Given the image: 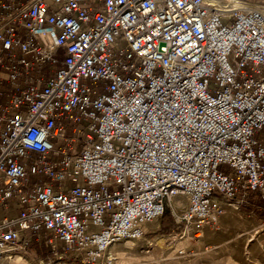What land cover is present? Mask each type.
Instances as JSON below:
<instances>
[{
    "label": "built area",
    "instance_id": "obj_1",
    "mask_svg": "<svg viewBox=\"0 0 264 264\" xmlns=\"http://www.w3.org/2000/svg\"><path fill=\"white\" fill-rule=\"evenodd\" d=\"M263 131L264 0H0V264L264 209Z\"/></svg>",
    "mask_w": 264,
    "mask_h": 264
},
{
    "label": "rangeland",
    "instance_id": "obj_2",
    "mask_svg": "<svg viewBox=\"0 0 264 264\" xmlns=\"http://www.w3.org/2000/svg\"><path fill=\"white\" fill-rule=\"evenodd\" d=\"M88 84L93 86L90 82ZM258 136L264 137V131ZM255 205L237 210L226 204V212L216 226L190 233L185 232L184 224L176 221L173 210L169 208L165 214L178 227L163 234V216L146 226L142 242H134V238L123 240L110 252L116 258L115 264H264V209L260 202ZM182 209L184 207L180 211ZM230 209H233L235 218L230 217ZM15 212V208H11L0 211V215L11 216ZM197 234H202L201 238H197ZM30 235L29 249L2 264H15L18 256L24 260L22 264H85L75 253L65 252L63 244H59V254L55 256L50 248L35 240L32 232ZM40 236L46 239L48 233L43 229ZM164 237L167 246L156 256V252L160 251V240Z\"/></svg>",
    "mask_w": 264,
    "mask_h": 264
},
{
    "label": "bare ground",
    "instance_id": "obj_3",
    "mask_svg": "<svg viewBox=\"0 0 264 264\" xmlns=\"http://www.w3.org/2000/svg\"><path fill=\"white\" fill-rule=\"evenodd\" d=\"M226 2H228V3H230L231 2V0H226ZM235 3V2H234ZM232 4V3H231ZM235 5H240V3L239 2H236L235 3ZM229 215H230V217H232V218H235V214H234V212H233V209H230L229 210ZM234 220V219H233ZM186 235V234H185ZM189 236V235H188ZM187 236V237H188ZM195 236V235H194ZM201 236H202V234H197L196 235V237L197 238H201ZM174 239H176V238H174ZM189 239V238H188ZM134 242H142L143 241V238L141 237V236H137L134 240H133ZM186 241V240H185ZM184 241V242H185ZM166 246H167V239H166V237H164V239L162 238L161 240H160V251H157L156 252V256L158 255V254H160V252H161V250H163V249H165L166 248ZM123 254V253H122ZM15 260V259H14ZM23 259H22V257L21 256H18L17 257V259L15 260V264H22L23 263Z\"/></svg>",
    "mask_w": 264,
    "mask_h": 264
},
{
    "label": "trees",
    "instance_id": "obj_4",
    "mask_svg": "<svg viewBox=\"0 0 264 264\" xmlns=\"http://www.w3.org/2000/svg\"><path fill=\"white\" fill-rule=\"evenodd\" d=\"M178 227L172 218H169L167 214L164 215L163 220H162V233L165 234L167 233V230H172L174 228Z\"/></svg>",
    "mask_w": 264,
    "mask_h": 264
},
{
    "label": "crops",
    "instance_id": "obj_5",
    "mask_svg": "<svg viewBox=\"0 0 264 264\" xmlns=\"http://www.w3.org/2000/svg\"><path fill=\"white\" fill-rule=\"evenodd\" d=\"M225 206H226V204H225ZM227 207V206H226Z\"/></svg>",
    "mask_w": 264,
    "mask_h": 264
}]
</instances>
